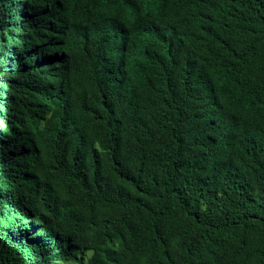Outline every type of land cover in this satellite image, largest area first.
<instances>
[{
  "label": "trees",
  "instance_id": "trees-1",
  "mask_svg": "<svg viewBox=\"0 0 264 264\" xmlns=\"http://www.w3.org/2000/svg\"><path fill=\"white\" fill-rule=\"evenodd\" d=\"M72 261L264 264V0H0V264Z\"/></svg>",
  "mask_w": 264,
  "mask_h": 264
},
{
  "label": "rangeland",
  "instance_id": "rangeland-1",
  "mask_svg": "<svg viewBox=\"0 0 264 264\" xmlns=\"http://www.w3.org/2000/svg\"><path fill=\"white\" fill-rule=\"evenodd\" d=\"M73 256L76 257L77 260L82 259V257L79 254L73 253ZM55 264H79L77 261H72V262H58Z\"/></svg>",
  "mask_w": 264,
  "mask_h": 264
}]
</instances>
